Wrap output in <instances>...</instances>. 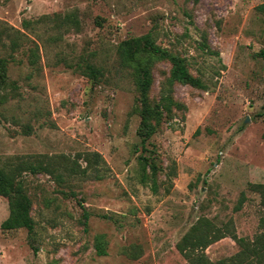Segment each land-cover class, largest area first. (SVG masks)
<instances>
[{
	"label": "rangeland",
	"instance_id": "rangeland-1",
	"mask_svg": "<svg viewBox=\"0 0 264 264\" xmlns=\"http://www.w3.org/2000/svg\"><path fill=\"white\" fill-rule=\"evenodd\" d=\"M262 4L0 0V28L19 32L14 48V36L0 34V167L56 164L53 174L22 175L32 233L2 229L10 210L0 196V264H232L241 247L230 234L190 259L178 244L201 219L248 241L261 232L264 210L250 185L264 184ZM147 35L140 57L158 49L149 138L135 70L120 52ZM88 63L102 76H85Z\"/></svg>",
	"mask_w": 264,
	"mask_h": 264
},
{
	"label": "trees",
	"instance_id": "trees-1",
	"mask_svg": "<svg viewBox=\"0 0 264 264\" xmlns=\"http://www.w3.org/2000/svg\"><path fill=\"white\" fill-rule=\"evenodd\" d=\"M257 11L264 15V4L257 8ZM67 22L77 23L75 15L69 14L65 17ZM30 22H26L25 26ZM14 31L15 33L11 32ZM18 31L8 27H1L0 34L14 36L12 38V47L18 46ZM9 36V37H10ZM150 36H144L141 39H135L131 42L127 41L121 45L120 52L124 62L134 68L135 77L138 88L142 94L143 110L141 111V134L145 138L151 137L156 131V124L152 123V117H159L156 108H151L147 105V94L152 85L151 69L153 65V56L158 52L149 51L148 58L140 57L139 46L142 41L148 42ZM264 58V50L259 54ZM32 63L35 64L38 59L36 50H32ZM5 60L0 57V87L6 80V64ZM183 73V78L193 86L204 88L205 86L199 79L193 78L188 74H184L181 68H177ZM84 75L93 80L102 76L100 68L92 64H86ZM158 122V120H157ZM96 160L99 159L97 154H94ZM37 159L34 161L26 159H18L16 162L8 161L0 167V196L5 197L9 202V217L2 223L3 230L27 229L30 233L34 231V220L31 216V202L22 185V175L25 172L32 174L49 173L53 174L56 171V164L52 160ZM251 189L257 192L261 198V206L264 210V184H251ZM229 226L223 228L217 227L207 219L199 220L189 232L182 238L178 244L179 251L186 258H192L197 251L207 249L211 244L226 237L230 234L232 238L238 242L241 251L231 259L232 264H264V213L260 219L261 232L254 240L248 241L244 238H239L236 234L230 231ZM95 248L99 256L107 255L106 243L104 237L100 236L96 239Z\"/></svg>",
	"mask_w": 264,
	"mask_h": 264
}]
</instances>
